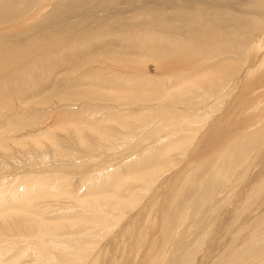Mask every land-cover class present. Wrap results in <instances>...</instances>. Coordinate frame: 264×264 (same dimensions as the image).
I'll return each mask as SVG.
<instances>
[{
    "label": "bare ground",
    "instance_id": "6f19581e",
    "mask_svg": "<svg viewBox=\"0 0 264 264\" xmlns=\"http://www.w3.org/2000/svg\"><path fill=\"white\" fill-rule=\"evenodd\" d=\"M31 1H41V7L25 12L13 25L33 19L52 0ZM23 2L0 0V10L4 14L9 6L15 13L25 11ZM257 5L264 9V0ZM249 24L242 44H233L226 35L221 36V45L211 41V50L193 42L194 32L177 33L179 40L168 33L141 34L136 42L151 40L143 48L164 58L161 63L153 59L157 69L174 72L159 78H175L162 89H157L154 78L139 72L99 82L104 86L100 90L113 92L98 94L112 110L90 127L95 141L93 150L86 152L94 166L81 174L87 195L67 191L60 180L42 187L31 176L23 179L22 186H13L12 179L0 180V264H159V259L161 264H264V15ZM2 26L0 31L7 29ZM15 51L1 56L0 83L5 86L9 82L3 78L12 69L17 75L27 71L25 60L17 68L12 64L17 60ZM222 51L229 56L222 58ZM225 63L228 69L235 67L225 76L239 73L240 77L233 76L237 81H222L224 73L218 71ZM200 79L208 80L210 89L203 92L208 102L198 109L192 97L183 99L181 91ZM166 98L172 103L162 102ZM108 121H115L117 128L108 126ZM76 133L80 144L88 142L80 131ZM114 154L122 157L118 163L98 162L99 156ZM209 160L210 178L202 173L194 179L192 174L204 172ZM179 180L203 188L204 193L182 200L181 205L186 204L175 216L184 189L179 183L173 188ZM49 182L44 180V185ZM39 191L58 197L51 203L38 196ZM222 192L225 195L218 198ZM62 197L72 202L60 203ZM190 220L195 239L188 246V230L184 242H176L174 236Z\"/></svg>",
    "mask_w": 264,
    "mask_h": 264
},
{
    "label": "rangeland",
    "instance_id": "374dc122",
    "mask_svg": "<svg viewBox=\"0 0 264 264\" xmlns=\"http://www.w3.org/2000/svg\"><path fill=\"white\" fill-rule=\"evenodd\" d=\"M257 2L258 0H52L44 4L33 19L17 26L12 23L23 17L25 12L41 7V1L36 4L31 0H24L26 9L17 10L19 13H15L14 8L9 6L4 14L0 10V24L8 29L0 31V61L4 53L19 49L15 51L17 60L12 64L17 68L16 64L25 60L24 67L27 70L26 74L17 75L15 69H12L11 75L3 78L9 83L6 86L0 83V180L12 179L15 181L13 186H22L23 179L31 176L37 179L36 184L41 187L55 185L60 180L64 182L67 191H81L79 196L87 195V186L81 184V174L94 166L88 162L90 155L86 152L93 150L95 141V137H90V127H93L94 121L112 110L107 109V104H104L110 102L101 101L98 94L108 95L113 92L100 90L104 86H99V82L139 72L154 78L157 89H162L175 78H159L174 72L157 69L153 59L161 63L164 58L145 49L146 43L151 40L143 39L142 43V40L137 43L139 36L146 32L154 33L155 37L168 33L174 40H179L177 33L187 35L194 32L193 42L202 49H210L208 44L211 41L215 45H221L220 38L226 35L232 37L230 40L233 44H242L251 30L249 21L264 15V9H260L258 5L256 8ZM205 39L210 42L206 43ZM225 54L229 56L227 52ZM225 54L221 52L222 58H225ZM234 58L237 59L236 54ZM198 61L192 60L193 63ZM227 64H223L219 74L224 73L225 76L235 69L233 64L228 69ZM90 73L93 77L88 78ZM233 76L240 77L239 73L231 72L223 80L221 76V80L237 81L238 78ZM204 80L200 79L199 84L181 91L183 99L190 101L192 97L194 103L199 105L198 109L208 102V97L205 99L204 96L206 92L209 93L207 89H210V83L206 82L208 80L204 83ZM182 92H187V95ZM164 100L162 102L167 104L172 103L173 99ZM98 105H102L103 109ZM175 105L182 107L181 104ZM188 107L191 109L193 104L189 103ZM108 126L117 128L115 121H108ZM77 130L88 142L80 144L76 140ZM128 144L129 142L126 143ZM246 154H243V158ZM120 158L122 159L118 154L106 158L99 156L98 162L106 160L116 164ZM223 161L217 165H221ZM211 163L209 160V164L204 166V172L200 170L192 174L194 179L202 173L208 177L207 170L212 168ZM44 180L50 182L44 185ZM180 180L173 185V188L179 185L184 188L176 202L175 216L186 204L184 201L181 205L182 200H194L198 193H204L203 188ZM5 189L4 187L3 190ZM49 194L53 195L55 192L50 191ZM44 195L46 192L39 191L38 196L51 203H54L51 200L58 197L54 196L52 199ZM224 195L225 192H222L218 198ZM59 200L60 203L72 202L69 197ZM192 221H188L185 227L177 231L174 236L176 242H184V234L188 230V246L193 243L195 233L189 227ZM188 246L184 247L186 252ZM173 247L170 250L174 252ZM184 253L185 251L182 252L183 255ZM118 254L115 253L116 256ZM158 262L161 264L160 259Z\"/></svg>",
    "mask_w": 264,
    "mask_h": 264
}]
</instances>
